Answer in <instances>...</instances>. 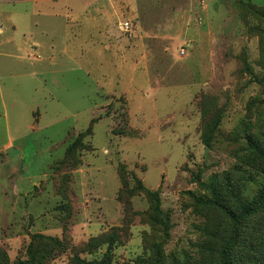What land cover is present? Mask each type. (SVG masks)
I'll use <instances>...</instances> for the list:
<instances>
[{"label":"rangeland","instance_id":"1","mask_svg":"<svg viewBox=\"0 0 264 264\" xmlns=\"http://www.w3.org/2000/svg\"><path fill=\"white\" fill-rule=\"evenodd\" d=\"M0 29V264H264V0H0Z\"/></svg>","mask_w":264,"mask_h":264},{"label":"trees","instance_id":"2","mask_svg":"<svg viewBox=\"0 0 264 264\" xmlns=\"http://www.w3.org/2000/svg\"><path fill=\"white\" fill-rule=\"evenodd\" d=\"M87 135H88V133H86V136ZM249 144H254V143L249 142ZM255 146L258 147L257 145H255ZM80 147H82V146H81V144L79 142L73 141L70 144V146L66 149L65 158H64L63 164H65V166L67 168H73L74 166L79 164V161H77L75 159V156L77 154L76 149H79ZM258 148L261 149L260 147H258ZM260 154L264 155V152L260 151ZM118 170H119V174L122 176L123 175V169L119 168ZM131 178L137 184V186L139 188H141V182L139 180H137L135 177H131ZM223 180H224L225 185H227V187H229L232 190V194L235 195V192L232 189V183L230 182L231 180L227 176H225ZM195 183L197 184L198 187L203 188L204 190H206L208 192L209 198L212 200L214 205L219 206V207L223 206V202L224 201L222 200V195L220 194L218 187H216L213 182L210 183V184H206L197 175L196 178H195ZM56 189H57V191L59 193L62 194L65 191L64 183L60 182L56 186ZM146 195L149 198V201L151 203V207L157 203V194L156 193H154V192H146ZM257 203L258 202L253 203L252 205H250L247 208H242L241 211H240L241 212L240 213L241 214L240 217L246 218L247 216L253 214L257 210V205H256ZM230 218L235 224V229H236V227L238 228V225L240 223L239 217L230 214Z\"/></svg>","mask_w":264,"mask_h":264},{"label":"built area","instance_id":"3","mask_svg":"<svg viewBox=\"0 0 264 264\" xmlns=\"http://www.w3.org/2000/svg\"><path fill=\"white\" fill-rule=\"evenodd\" d=\"M121 29H122V31H124L126 34H130V36H131V25H129V23H127V22H123L122 24H121ZM181 53H183V51H181Z\"/></svg>","mask_w":264,"mask_h":264},{"label":"crops","instance_id":"4","mask_svg":"<svg viewBox=\"0 0 264 264\" xmlns=\"http://www.w3.org/2000/svg\"><path fill=\"white\" fill-rule=\"evenodd\" d=\"M11 15V14H10ZM9 23H10V25H11V28H12V30L14 31H16V25L14 24V22H13V20L11 19V20H9ZM2 29H0V31H1ZM98 30V32L100 33V31H99V29H97ZM9 43H10V41H9ZM36 47H38L37 46V44L35 43L34 45H31V48H33V49H36ZM6 58V57H5ZM33 59V58H32Z\"/></svg>","mask_w":264,"mask_h":264}]
</instances>
